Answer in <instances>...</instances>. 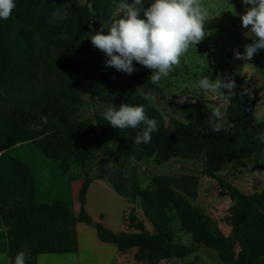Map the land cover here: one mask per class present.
Listing matches in <instances>:
<instances>
[{
  "label": "trees",
  "instance_id": "1",
  "mask_svg": "<svg viewBox=\"0 0 264 264\" xmlns=\"http://www.w3.org/2000/svg\"><path fill=\"white\" fill-rule=\"evenodd\" d=\"M145 7L152 0H144ZM16 8L9 20H0V101H9L8 110L0 120V219L7 228L8 257L14 264L16 254L31 253L27 264H37L40 254H66L78 250L76 224L94 225L100 241L115 242L123 251L137 248L136 259L147 264L185 258L201 246L214 249L227 264H264V188L246 194L220 173L231 162L252 157L264 158V144L255 137L264 131V122L255 121L257 104L246 90L237 72L224 74L235 81L233 95L226 111L227 123L221 132H213L207 123L211 107L202 103L184 105L187 122L166 125L157 108L146 98L132 91L116 94L99 90L100 101L119 106L122 102L144 105L149 118L158 121V131L148 144L134 145L135 131L114 129L101 116L96 122L78 120L74 110L82 104L79 93L68 87L44 90L38 95L20 93L12 98L15 81H24L29 69L41 54L50 49L61 51L67 63L79 65V45L91 26L88 6L78 0H15ZM94 8L102 12V7ZM67 9L69 17L60 21L52 12ZM253 41L251 40L250 43ZM134 67L139 66L135 61ZM126 73L115 68L104 73L101 81L111 85ZM227 93V90H224ZM47 116V124L41 117ZM32 124L41 125L33 131ZM101 133L117 141L122 158L155 156L167 161L176 152L203 154L207 176L218 181L232 202L230 222L232 235L226 236L211 217L190 199L183 182L171 176L154 178L153 187L142 189L138 181L131 184L119 175L109 183L122 197L135 202L140 199L145 217L154 232L114 233L95 223L86 210L87 192L91 183L103 176L91 177L88 165L102 152ZM32 142L48 158L60 163L72 179L76 166L82 168L84 183L80 192V210L76 215L63 201L38 203L32 171L28 164L11 156L6 150L19 143ZM175 212L179 230L191 236L192 246L175 242L172 227ZM130 224H135L133 211Z\"/></svg>",
  "mask_w": 264,
  "mask_h": 264
},
{
  "label": "rangeland",
  "instance_id": "2",
  "mask_svg": "<svg viewBox=\"0 0 264 264\" xmlns=\"http://www.w3.org/2000/svg\"><path fill=\"white\" fill-rule=\"evenodd\" d=\"M117 0H78L80 7L88 6L91 13V26L88 33L95 34L103 24L111 21L116 13ZM129 3L132 0H128ZM210 12V20L205 22V38L182 57L181 65L173 70L168 78H163L159 84H152L151 70L141 65L131 75L115 80L111 85L101 81V76L114 69L106 67V56L95 48L87 36L79 45L77 60L79 65L67 63L64 54L57 49L44 51L29 69L24 81H15L11 97L17 98L20 93L38 95L44 90H56L68 87L79 93L82 104L74 110L78 120L89 119L96 122L97 116L109 105L100 101L97 92L112 91L121 94L127 90L145 98L148 91L157 94L155 101L148 102L161 113L166 125L174 122H187L184 105L202 103L209 107L223 105L225 112L224 124L227 123L226 111L230 100L219 98L218 93L209 92L207 96L200 94L196 81L202 75L215 80L218 76L237 72L243 84L256 102L255 121L264 122V50H260L252 60L236 59L234 52L243 54L244 46L252 40L246 33L249 29L241 27L240 16L245 13L248 5L242 0H203ZM102 7L98 12L94 5ZM220 12L218 17L215 14ZM108 29H104L107 34ZM11 103L0 101V120ZM102 139L101 154L88 165L91 177L103 176L108 182L111 179L119 181L122 175L129 184L138 181L142 189L152 188L154 178L171 176L180 179L190 195L193 203L211 217L222 232L232 235L230 222V207L232 202L218 181L207 176L206 157L203 154L174 153L167 161H159L155 156L142 159L122 158L117 152V141L109 135L100 134ZM75 177L83 175L82 168L73 169ZM227 181L237 186L242 192L252 194L264 188V158L252 157L229 163L220 173ZM83 179V178H81ZM131 201V200H130ZM135 202H140L137 199ZM173 218L172 227L176 232L175 242L192 246L191 236L179 230V222L175 212H170ZM142 225V224H141ZM144 227V226H142ZM154 232V229H151ZM147 264V263H146ZM160 264H227L223 262L214 249L201 246L193 254L174 260L163 261Z\"/></svg>",
  "mask_w": 264,
  "mask_h": 264
},
{
  "label": "clouds",
  "instance_id": "3",
  "mask_svg": "<svg viewBox=\"0 0 264 264\" xmlns=\"http://www.w3.org/2000/svg\"><path fill=\"white\" fill-rule=\"evenodd\" d=\"M246 8L240 16L241 27L249 29L246 33L252 43L244 46V52H234L236 59L250 61L260 50H264V0H242ZM144 0H117L116 13L111 21L101 25L95 34L88 33L92 45L106 56L105 66L131 75L137 69L135 61L151 70V83L159 84L168 78L173 70L181 65V59L192 46L200 43L206 35L205 22L210 20V12L203 0H152L145 7ZM16 8L15 0H0V20H9ZM220 12L215 14L218 17ZM52 16L60 21L69 17L67 9H55ZM107 28V34L104 29ZM196 88L203 96L209 92L218 93L221 100L234 94L235 81L230 77L218 76L212 80L202 75L196 81ZM224 90H227L225 93ZM145 98L150 102L157 99L154 91H148ZM223 105L213 106L207 123L213 132L224 128L225 112ZM102 118L114 129L135 131L134 145L137 150L141 144H148L152 134L158 131V121L149 118L144 105L121 103L118 107L109 104L102 112ZM47 124L48 117H41ZM33 131H41V125L32 124ZM257 140L264 144V131L257 133ZM31 253L23 250L16 254L14 264H27Z\"/></svg>",
  "mask_w": 264,
  "mask_h": 264
},
{
  "label": "crops",
  "instance_id": "4",
  "mask_svg": "<svg viewBox=\"0 0 264 264\" xmlns=\"http://www.w3.org/2000/svg\"><path fill=\"white\" fill-rule=\"evenodd\" d=\"M6 152L29 165L38 203L63 201L76 215L78 214L83 179H72L70 173L64 171L58 161L48 158L32 142L19 143ZM86 210L95 223L103 224L116 234L151 232V229H154L145 217L140 203L120 196L105 179H96L91 183L87 192ZM132 211L135 218L133 226L129 221ZM76 234L78 241L76 252L40 254L37 264H146L136 259L137 248L121 251L115 242L100 241L94 225L78 222ZM0 264H11L8 257L7 228L2 219H0Z\"/></svg>",
  "mask_w": 264,
  "mask_h": 264
}]
</instances>
